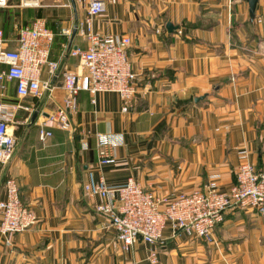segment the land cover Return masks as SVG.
Returning a JSON list of instances; mask_svg holds the SVG:
<instances>
[{
  "label": "crops",
  "instance_id": "1",
  "mask_svg": "<svg viewBox=\"0 0 264 264\" xmlns=\"http://www.w3.org/2000/svg\"><path fill=\"white\" fill-rule=\"evenodd\" d=\"M19 1L0 8L8 46L16 47L21 26L43 18L55 33L50 59L59 67L52 76L44 66L51 90L40 97H20L14 80L0 81V103L28 107L15 109L9 122L16 145L11 160L0 163V199L14 178L22 202L38 216L10 243L0 232V264H153L152 250L157 264H264V214L256 209L227 211L213 242L168 226L162 243L140 241L124 252L110 218L96 209L104 199L85 189L101 178L121 186L132 176L147 190L174 195L201 188L216 173L229 191L242 149L264 167V0L253 20L248 0H105L92 29L131 37L137 96L124 112L118 93L100 92L94 104L83 90L71 130L49 120L53 134L44 141L40 124L64 104L63 72L80 74L85 87L89 82L80 57L72 55L88 47L79 30L74 34L86 7L41 0L24 8ZM99 132L124 136L112 151L113 164L100 162Z\"/></svg>",
  "mask_w": 264,
  "mask_h": 264
},
{
  "label": "built area",
  "instance_id": "2",
  "mask_svg": "<svg viewBox=\"0 0 264 264\" xmlns=\"http://www.w3.org/2000/svg\"><path fill=\"white\" fill-rule=\"evenodd\" d=\"M86 7L87 16L78 24L79 32L88 41L84 50L77 48L72 55L79 56L86 68L89 82L85 87L81 76L73 71L63 72L64 104L40 124V139L44 141L53 132L47 127L54 122L63 130H71L72 117L79 109L78 97L83 90L96 95L100 92H116L123 102L122 111L130 109L138 93V74L129 59L132 39L128 35H99L92 29L93 19L105 11V0H75ZM116 3L118 0H111ZM41 0H20L21 7H39ZM10 6V0H0V8ZM55 33L43 18L21 26L15 48L8 46L3 28L0 27V81L16 82L20 97H40L51 87L43 81L44 66L56 75L59 63L50 59ZM21 104L7 106L0 103V163H8L14 153L16 140L9 130V122ZM97 149L102 164H113L116 157L112 151L125 143L120 133L96 135ZM87 148L88 145L85 143ZM236 182L229 191L220 188V174H210L207 182L190 192L174 195H159L147 190L135 178L129 177L121 186H110L104 178L85 185L91 195H99L104 201L96 206L98 212L107 215L117 231V242L124 252H130L140 241L151 245L164 241V230L169 226L173 233L183 231L190 238L215 240V229L224 220L225 213L232 209L253 208L264 214V167L258 168L249 160L247 149L239 151ZM38 222L35 210L25 205L20 197L17 180L6 181V197L0 199V232L10 243L15 233L24 232ZM116 242V244H117ZM150 261L158 263L157 252L152 250ZM136 264V263H130Z\"/></svg>",
  "mask_w": 264,
  "mask_h": 264
},
{
  "label": "water",
  "instance_id": "3",
  "mask_svg": "<svg viewBox=\"0 0 264 264\" xmlns=\"http://www.w3.org/2000/svg\"><path fill=\"white\" fill-rule=\"evenodd\" d=\"M73 4L76 5V1L75 0H72ZM259 2V0H248V3H249V12H250V16H251V19L253 20L255 18V9H256V5L257 3ZM168 28L171 30L174 26L171 22H169L167 24ZM78 31V25L75 26V29H74V34H76ZM199 99V98H197Z\"/></svg>",
  "mask_w": 264,
  "mask_h": 264
}]
</instances>
